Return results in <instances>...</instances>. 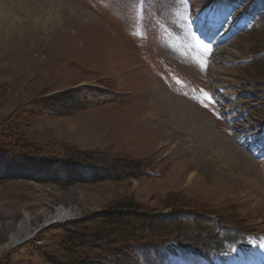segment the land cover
Instances as JSON below:
<instances>
[{
	"label": "rangeland",
	"instance_id": "rangeland-1",
	"mask_svg": "<svg viewBox=\"0 0 264 264\" xmlns=\"http://www.w3.org/2000/svg\"><path fill=\"white\" fill-rule=\"evenodd\" d=\"M63 1L84 9L82 15L67 6L62 23L51 22L42 32L21 20L13 31L0 26V122L41 92L50 96L87 87L82 94L87 108L37 115L29 140L55 155L77 149L82 156L130 157L148 164L152 174L70 185L26 179L0 184V264H45L43 251L35 249L44 244L37 238L40 231L89 217L114 200L131 196L166 214L172 208L161 203L174 194L196 214L213 221L216 215L228 216L234 226L218 222L210 235L166 240L165 264L264 263L250 246L264 252V203L233 194V182L224 173L199 169L194 152L178 150L181 142L170 138L163 117L150 116L155 90L184 97L211 117L220 133L239 135V147L256 168L251 173L264 184V3L255 8L253 0ZM86 10L98 22L88 21ZM214 15L222 20L216 35L225 36L218 51L198 43L194 26ZM59 103L64 102L54 105ZM192 171L197 173L188 180ZM59 208L75 215L47 223ZM26 214L31 238L11 246L10 236ZM232 237L244 241L236 245Z\"/></svg>",
	"mask_w": 264,
	"mask_h": 264
},
{
	"label": "trees",
	"instance_id": "trees-1",
	"mask_svg": "<svg viewBox=\"0 0 264 264\" xmlns=\"http://www.w3.org/2000/svg\"><path fill=\"white\" fill-rule=\"evenodd\" d=\"M255 1L264 3V0ZM261 76L264 80V73ZM84 90L87 87H72L50 96L41 92L29 103L17 105L0 122V184L26 179L70 185L152 174L148 164L130 157H106L97 153L82 156V151L77 149L55 155L29 140L28 131L37 115L65 114L72 108H87ZM58 101L64 103L54 105ZM187 204L182 195H167L161 205L171 207L172 211L161 214L143 207L131 196L122 197L89 217L43 229L37 238L44 244L35 249L38 253L43 251L45 264H165L166 240L198 239L200 234L216 231L218 222L220 226L229 223L228 216L209 212L218 221L206 219ZM126 218L134 220L133 223L127 224ZM56 236L60 237L57 244Z\"/></svg>",
	"mask_w": 264,
	"mask_h": 264
},
{
	"label": "bare ground",
	"instance_id": "bare-ground-1",
	"mask_svg": "<svg viewBox=\"0 0 264 264\" xmlns=\"http://www.w3.org/2000/svg\"><path fill=\"white\" fill-rule=\"evenodd\" d=\"M9 1L10 3L7 4V0H0V26H3V28L9 31H13L17 27L22 26V23H20L21 20L24 25L26 24L29 26L32 24L38 27V31L42 32V30L51 25V22L62 23V17L67 11L65 9L67 6L72 7L73 12H76V14L82 15V10H84L72 6L63 0ZM53 9H58L56 10L58 16L55 17ZM86 12L91 15V19L88 21L98 20L91 12L87 10ZM19 14L23 16L20 18ZM194 24L204 36L214 38V34L217 33L215 31L222 25V20L219 16L214 15L205 23L195 22ZM223 38L224 37L217 36L210 42V44L213 45V50L218 51L222 49L219 44L222 42ZM184 54L185 52L183 50L179 56L183 58ZM221 68H219L220 71ZM217 70L215 67V74L219 76L220 73ZM220 79L221 78H218V80ZM150 105L155 111V114L151 112L150 116H156L158 118L163 117L164 121H166L170 127V138L181 142L178 150L182 151L187 149L196 154V166H198L199 169L210 175L215 174V172L224 173L225 176L233 182V194L240 193L244 198L254 199L255 202L264 203V184L258 182L256 176L251 173V170H256V168L252 156L248 155L244 149L239 147L240 145L238 142L240 137L238 134L230 137L220 133L214 121L205 112L198 109L184 97H177L170 92L155 90ZM196 173L195 171L190 172L187 175V178H189L188 180H191ZM74 215L75 213L72 209L67 210L59 208L53 216L50 215V217L48 216L49 218L47 217L46 219L47 223H53V221L63 220ZM30 238L31 233L29 232L28 215L26 214L25 219L22 221L17 231L10 236L8 244L11 246L21 245ZM231 239L234 240L236 245L244 241L242 237H232ZM261 243L264 244V240ZM250 246L254 249L253 252L260 253L261 259L264 260V252H262L259 247L257 251V248H254V244ZM228 256L233 260L237 257L235 252L228 253ZM254 264L264 263L262 261H256Z\"/></svg>",
	"mask_w": 264,
	"mask_h": 264
},
{
	"label": "snow or ice",
	"instance_id": "snow-or-ice-1",
	"mask_svg": "<svg viewBox=\"0 0 264 264\" xmlns=\"http://www.w3.org/2000/svg\"><path fill=\"white\" fill-rule=\"evenodd\" d=\"M207 95V94H206Z\"/></svg>",
	"mask_w": 264,
	"mask_h": 264
}]
</instances>
